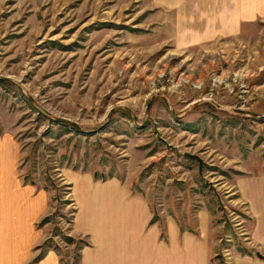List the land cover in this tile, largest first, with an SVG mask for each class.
<instances>
[{
    "label": "rangeland",
    "instance_id": "1",
    "mask_svg": "<svg viewBox=\"0 0 264 264\" xmlns=\"http://www.w3.org/2000/svg\"><path fill=\"white\" fill-rule=\"evenodd\" d=\"M240 29L179 49L145 0H0V264H98L95 217L129 212L264 260V21Z\"/></svg>",
    "mask_w": 264,
    "mask_h": 264
},
{
    "label": "crops",
    "instance_id": "2",
    "mask_svg": "<svg viewBox=\"0 0 264 264\" xmlns=\"http://www.w3.org/2000/svg\"><path fill=\"white\" fill-rule=\"evenodd\" d=\"M206 1L145 0V5L151 9L166 8V42L176 43L179 49L199 47L202 41L211 42L212 39H231L242 31V25L264 21V0H210L212 5L205 6ZM204 9L211 10L210 18L204 15ZM205 27L209 30L204 34ZM261 192V189L253 190V198H246L248 213L253 220L246 237V244L251 248L264 244V205L258 207L256 204ZM115 213L118 219L119 214ZM100 215L95 217L98 231L94 250L98 264H212L216 243L211 237V226H197L194 232H190L175 224L160 238L157 230L146 233V229L136 228L132 212L112 227H100ZM82 254L83 264L94 257L85 251ZM49 259L46 260L48 264H54L52 257ZM231 263L264 264V260L234 256Z\"/></svg>",
    "mask_w": 264,
    "mask_h": 264
},
{
    "label": "built area",
    "instance_id": "3",
    "mask_svg": "<svg viewBox=\"0 0 264 264\" xmlns=\"http://www.w3.org/2000/svg\"><path fill=\"white\" fill-rule=\"evenodd\" d=\"M236 77H237V74H235ZM215 82H217L219 85L220 84H226V80L224 79H220L219 77H215L214 79ZM227 85V84H226ZM227 87H230L229 85H227ZM259 250V253L264 257V244L263 245H260V247H258Z\"/></svg>",
    "mask_w": 264,
    "mask_h": 264
},
{
    "label": "trees",
    "instance_id": "4",
    "mask_svg": "<svg viewBox=\"0 0 264 264\" xmlns=\"http://www.w3.org/2000/svg\"><path fill=\"white\" fill-rule=\"evenodd\" d=\"M248 255H251V254L248 253Z\"/></svg>",
    "mask_w": 264,
    "mask_h": 264
},
{
    "label": "water",
    "instance_id": "5",
    "mask_svg": "<svg viewBox=\"0 0 264 264\" xmlns=\"http://www.w3.org/2000/svg\"><path fill=\"white\" fill-rule=\"evenodd\" d=\"M56 120L58 119V118H55Z\"/></svg>",
    "mask_w": 264,
    "mask_h": 264
},
{
    "label": "bare ground",
    "instance_id": "6",
    "mask_svg": "<svg viewBox=\"0 0 264 264\" xmlns=\"http://www.w3.org/2000/svg\"><path fill=\"white\" fill-rule=\"evenodd\" d=\"M224 79V78H223Z\"/></svg>",
    "mask_w": 264,
    "mask_h": 264
}]
</instances>
